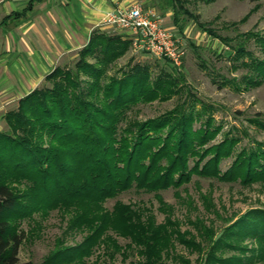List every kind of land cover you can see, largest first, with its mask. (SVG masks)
<instances>
[{
  "label": "trees",
  "instance_id": "obj_1",
  "mask_svg": "<svg viewBox=\"0 0 264 264\" xmlns=\"http://www.w3.org/2000/svg\"><path fill=\"white\" fill-rule=\"evenodd\" d=\"M178 1H161L162 6L173 7L176 23L182 10ZM131 46L132 39L123 32L94 30L73 69L57 65L46 76L49 84L38 86L6 112L8 128L0 130V264H33L19 256L21 245L35 232L21 228L22 221L34 219L39 209L56 206L71 216L43 264H99V254L89 259L102 247L110 258L136 248L144 264H167L168 258H179L176 240L197 249L200 264L264 260V206L224 218L219 231L213 221L206 224L197 218L196 235L181 230L161 193L180 188L194 174L240 180L243 185L264 183V143L249 151L243 148L222 171L221 160L232 154L240 137L227 133L203 148L221 129L213 126L212 115L204 125L193 127L206 105L195 114L181 104L180 110L121 125L135 104L182 90V73L161 68L153 80L150 63H135L121 75L108 74V67ZM234 49V59L251 57V62H244L252 64L257 76L247 75L248 82L264 77V59L246 53L242 43ZM90 54L95 62L87 59ZM81 71L89 78H82ZM253 121L264 124L258 118ZM131 188L154 192L167 212L165 220L158 222L153 210L141 203L116 199L111 208L106 206L108 199ZM79 233L80 241L65 244L67 236ZM116 234L129 241L121 244Z\"/></svg>",
  "mask_w": 264,
  "mask_h": 264
},
{
  "label": "rangeland",
  "instance_id": "obj_2",
  "mask_svg": "<svg viewBox=\"0 0 264 264\" xmlns=\"http://www.w3.org/2000/svg\"><path fill=\"white\" fill-rule=\"evenodd\" d=\"M178 2L182 6L179 13L180 23L174 21L171 5H164L162 8L157 4L155 7L163 15L165 24L172 27L183 40L186 54L181 67L174 69L165 58L144 50H134L131 46L108 67L107 72L110 75H121L124 69L135 63H150L153 80L161 68L174 70L175 74L182 73V90L167 95L165 99L158 97L135 104L127 112L128 119L121 122V125L124 126L129 120L144 121L168 114L182 106L181 104L187 108L186 111L193 109L195 114L206 105L201 112V118L196 116L193 127L204 125L205 119L212 115L213 126L220 125L221 129L203 148L219 142L227 133L240 137L232 154L221 160L220 166L224 171L232 164L240 150L245 148L249 151L256 148L259 142L264 143V124L253 121L255 118L264 120V77L248 82L247 75L251 74L253 78L257 76L252 72V64L244 62H251V57L234 59V46L240 43L244 45L246 53L248 51L264 59V0ZM168 11H172L169 16L166 15ZM180 24H183V28H180ZM78 58L79 55L59 65L73 69ZM87 59L91 62L97 60L92 54L87 55ZM80 76L89 78L82 71ZM44 84L49 82L44 81L42 85ZM7 128L6 126L4 129ZM195 158L197 160L199 156L196 155ZM194 159H190V164H193ZM161 193L165 202L170 205L171 211L168 213L172 215V219L179 222L181 230H190L196 235L198 233L193 221L197 218H203L206 224L213 221L219 231L225 225L224 218H234L251 207L264 206L262 182L243 185L240 180L225 181L194 174L192 180L180 188L170 187ZM116 199L145 204L153 210L158 222L165 220L167 212L162 209L160 201L152 191L131 188L115 198L108 199L106 206L111 208ZM47 210L39 209L34 213V219L25 218L22 221L21 228L29 231L33 228L35 231L21 245L19 256L23 261L31 260L33 264H43L44 257L55 248L57 238L64 233L71 212L60 206ZM116 236L123 245L129 241L123 236ZM67 237L65 244H75L83 238V234L79 233L75 238L70 235ZM103 251V247L97 248L89 260L96 259L99 254V264H144L143 255L139 254L136 248L128 249L126 256L118 251L114 258H110ZM175 252L179 258H168L167 264H200V253L194 247L176 240ZM182 258H186L188 263ZM252 264H264V260H255Z\"/></svg>",
  "mask_w": 264,
  "mask_h": 264
},
{
  "label": "crops",
  "instance_id": "obj_3",
  "mask_svg": "<svg viewBox=\"0 0 264 264\" xmlns=\"http://www.w3.org/2000/svg\"><path fill=\"white\" fill-rule=\"evenodd\" d=\"M138 2L163 8L157 0H0V130L6 112L75 58L94 30L123 32L104 23L110 11Z\"/></svg>",
  "mask_w": 264,
  "mask_h": 264
},
{
  "label": "built area",
  "instance_id": "obj_4",
  "mask_svg": "<svg viewBox=\"0 0 264 264\" xmlns=\"http://www.w3.org/2000/svg\"><path fill=\"white\" fill-rule=\"evenodd\" d=\"M104 23L125 32L132 39L134 50H144L169 59L176 67L183 65L185 45L177 32L165 24L163 15L154 6L141 2L116 8Z\"/></svg>",
  "mask_w": 264,
  "mask_h": 264
}]
</instances>
